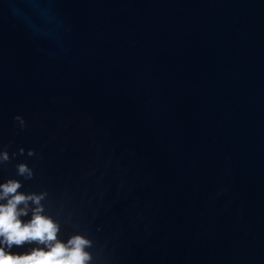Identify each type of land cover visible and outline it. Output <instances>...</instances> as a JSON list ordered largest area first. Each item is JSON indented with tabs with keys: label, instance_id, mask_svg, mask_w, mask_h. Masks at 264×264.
I'll return each instance as SVG.
<instances>
[{
	"label": "water",
	"instance_id": "95a60500",
	"mask_svg": "<svg viewBox=\"0 0 264 264\" xmlns=\"http://www.w3.org/2000/svg\"><path fill=\"white\" fill-rule=\"evenodd\" d=\"M3 151L91 264H264V0H0Z\"/></svg>",
	"mask_w": 264,
	"mask_h": 264
},
{
	"label": "clouds",
	"instance_id": "9594fccd",
	"mask_svg": "<svg viewBox=\"0 0 264 264\" xmlns=\"http://www.w3.org/2000/svg\"><path fill=\"white\" fill-rule=\"evenodd\" d=\"M15 119L21 129L26 127L22 117ZM19 154H24L23 148ZM27 154L35 155L33 151ZM9 161V153L0 152V165ZM17 174L26 179L34 176L23 163L17 165ZM21 188V182L15 179L0 184V264H91L93 257L87 249L93 246L92 241L81 234L72 235L66 242L60 240L61 225L45 215L42 202L47 193L25 194L19 191ZM29 213L31 219L23 220ZM25 244L36 247L23 254L11 251Z\"/></svg>",
	"mask_w": 264,
	"mask_h": 264
}]
</instances>
